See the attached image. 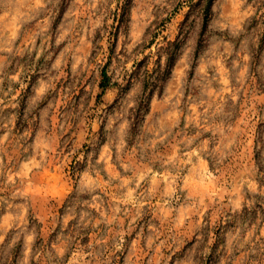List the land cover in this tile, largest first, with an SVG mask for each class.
Returning <instances> with one entry per match:
<instances>
[{
	"label": "rangeland",
	"instance_id": "rangeland-1",
	"mask_svg": "<svg viewBox=\"0 0 264 264\" xmlns=\"http://www.w3.org/2000/svg\"><path fill=\"white\" fill-rule=\"evenodd\" d=\"M0 264H264V0H0Z\"/></svg>",
	"mask_w": 264,
	"mask_h": 264
},
{
	"label": "trees",
	"instance_id": "trees-1",
	"mask_svg": "<svg viewBox=\"0 0 264 264\" xmlns=\"http://www.w3.org/2000/svg\"><path fill=\"white\" fill-rule=\"evenodd\" d=\"M211 1V0H210Z\"/></svg>",
	"mask_w": 264,
	"mask_h": 264
}]
</instances>
